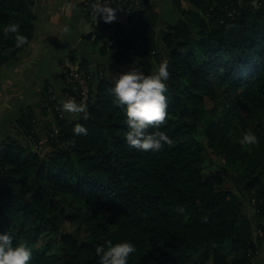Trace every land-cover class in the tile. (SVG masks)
Here are the masks:
<instances>
[{"label":"trees","instance_id":"1","mask_svg":"<svg viewBox=\"0 0 264 264\" xmlns=\"http://www.w3.org/2000/svg\"><path fill=\"white\" fill-rule=\"evenodd\" d=\"M33 2L0 0V67L16 60L33 40ZM143 2L146 6L132 14L131 22L148 50L137 54L128 44L110 50L119 62L145 59L146 74L154 73L150 59L157 56L159 66L167 61L168 116L147 131H163L173 143L158 151L129 146L123 108L113 103L108 91L112 79L104 72L91 74L81 61L76 65L92 77L86 103L89 118L60 117L55 102L48 99L58 128L54 136L52 130L47 132L49 152L37 150L39 139L31 115L18 120L30 145L14 137L0 142V232L12 235L14 243L26 241L31 248L42 234L60 238L64 247L46 258L45 264H100L96 249L107 247L109 240L135 245L128 264H252L248 251L263 237L253 240L241 199L223 185L220 172H204L203 164L208 151L224 156L226 165L236 157L245 163L244 174L258 169L263 180L264 128L253 129L258 143L252 153L241 152L209 119L203 96L211 95L213 85L229 86L235 81L233 88L244 86L239 102L250 118H264V0H194L206 5L207 14L195 18V32L178 20L159 34L153 30L156 16L148 11V0ZM11 23L19 24L20 34L27 38L24 46L16 47L15 34L3 33ZM104 31L98 21L94 33L103 39ZM158 41L165 51L162 56L155 52ZM70 60L76 63L74 56ZM76 123L87 127V135L73 133ZM198 130L206 138L203 143L194 140ZM242 189V197L254 201L257 217L264 221V182L248 180ZM77 203L85 206L77 214L80 219L92 216L91 207L104 210L114 228L107 231L96 225L86 238L62 232L65 205ZM178 206L185 211L176 212ZM10 225L22 234L7 232ZM224 250L235 252L232 260L221 253ZM42 255L36 250L28 264Z\"/></svg>","mask_w":264,"mask_h":264},{"label":"crops","instance_id":"2","mask_svg":"<svg viewBox=\"0 0 264 264\" xmlns=\"http://www.w3.org/2000/svg\"><path fill=\"white\" fill-rule=\"evenodd\" d=\"M33 1L31 9L36 16L34 38L16 60L0 67V142L14 137L20 143L30 145L18 120L31 115L38 145L46 151L49 149L47 132L56 126L48 99L60 106L61 99L69 98L66 89L72 92L74 89L63 82V61L74 56L76 63L73 64L84 61L91 74L104 72L108 79H112L121 73L123 67H136L134 63L140 59L131 57L133 62L127 64L116 59L115 52L94 33L98 20L82 10L84 0ZM156 1L159 0H151V3ZM65 25L70 32L62 31ZM157 49L163 51L161 41H158ZM63 115L73 118L72 114Z\"/></svg>","mask_w":264,"mask_h":264},{"label":"rangeland","instance_id":"3","mask_svg":"<svg viewBox=\"0 0 264 264\" xmlns=\"http://www.w3.org/2000/svg\"><path fill=\"white\" fill-rule=\"evenodd\" d=\"M251 1L255 3L256 0ZM148 2H150V6H147L148 11L151 10L150 12L156 16V20L153 19L155 20V22L153 23V30L157 31L158 34L162 30L164 31L167 28V25H173L178 20H184L187 23L188 27L192 29L193 32H195V18H205L207 16V14L205 13L206 5L204 4L202 6H199V4L194 3V0H159L154 2L153 4L151 3V0H148ZM204 15L206 16L204 17ZM162 49L163 51L156 49L155 52H159L162 56V52L163 55L165 52L163 47ZM155 52H153L152 54H155ZM156 57L152 58V60H149L152 61L150 66L152 68V71L154 72L159 68V64L157 62L158 60ZM144 60L145 59L137 60V63H134L137 65V67H123L121 73L131 69H139L141 71H144V67H142ZM132 62L124 61L122 63L127 64ZM236 84L237 82L234 81L229 86L213 85L211 95L206 93L205 96H203V105L204 109L208 111L209 119L219 124V127H221L220 129L222 135L224 136V138L229 137V142L232 143V146H238L241 152L247 151L248 153H252L251 150L254 149L253 147L255 144L244 145L240 142V139L244 135V133L248 132L249 130L254 133H256V131H254L253 129L262 130L264 128V118L262 116L257 119L250 118L248 110L244 108L242 102H239L240 94L242 93L244 86L233 88V86H237ZM235 101H238L239 103H236ZM234 111L237 112V115L234 114ZM50 130H52L53 134L55 135L58 131L57 124L53 129ZM205 139L206 138L203 136L202 130L196 131L194 140H197L198 143H203L206 141ZM37 148L40 153L49 152L51 149L49 146V149L44 151L40 149L39 145L37 146ZM208 152V157L203 164V171L220 172L222 174L220 176L223 185H228V188L233 191L239 199H241L244 211L252 225L253 240H256L259 237H263L262 241L258 243L257 241H255L257 244V249L255 248L248 251V256L251 257L252 264H264V221L258 219L257 207L254 201L250 200L247 197H242V195H244V191L242 188L245 181L254 179L259 181L260 178V181L264 182V179L261 180L258 169L251 172L247 171V173L244 174L242 171L245 168V163L242 162L239 158H230V163L226 165L224 156H222V160L221 158L215 156L214 152ZM246 164L248 165L247 162ZM223 172H226V174H223ZM235 178L238 179V182H236ZM84 209L85 206L82 203H77L69 206L65 205V218L62 223V232H67L71 235H79L82 238H86L89 231H91L93 227H97L96 225H99L100 229H103L105 227L107 231H110L114 228L113 224H109L111 220L109 213L104 210H95L91 207L89 209V212L92 214V216H90L86 220L80 219L81 216H77V214L80 215L82 210ZM67 216H70L71 218H67ZM18 230L19 229L17 227L10 225L7 229V232L14 231V233L21 235L22 233H19ZM63 247L64 243L60 238L42 234V236L39 238V241L32 245V252L33 254H35V251L37 250L38 253H43V255L40 260H35V262L31 264H45L44 260L46 258L58 254V252ZM221 253L229 260H232L235 256V252L231 250H224Z\"/></svg>","mask_w":264,"mask_h":264},{"label":"clouds","instance_id":"4","mask_svg":"<svg viewBox=\"0 0 264 264\" xmlns=\"http://www.w3.org/2000/svg\"><path fill=\"white\" fill-rule=\"evenodd\" d=\"M93 18L99 17L105 23L116 20L117 8L107 4L95 6ZM64 33L70 32L65 25ZM3 33L7 36L15 34L16 47L24 46L27 38L20 34V26L11 23L3 27ZM170 72L168 63L164 61L157 71L146 74L139 69H131L112 77V84L108 91L117 107H122L125 115L127 132L126 143L141 151H158L164 144H172V139L163 131H147L152 125L159 126L166 121L168 116V90L167 80ZM60 108L64 113L72 114L73 118L87 120L89 118L88 105L78 102L74 97L61 99ZM82 114V115H81ZM75 135H87L88 129L85 125L76 123L72 129ZM240 142L244 145L258 143L254 132L248 131L241 137ZM184 207L178 206L176 212L183 213ZM107 247L98 246L96 251L100 257V264H128L131 253L136 251L133 243L122 241L113 243L106 241ZM32 248L26 241L14 243V237L6 232H0V264H28L32 258Z\"/></svg>","mask_w":264,"mask_h":264},{"label":"built area","instance_id":"5","mask_svg":"<svg viewBox=\"0 0 264 264\" xmlns=\"http://www.w3.org/2000/svg\"><path fill=\"white\" fill-rule=\"evenodd\" d=\"M98 4H107L111 7L117 8L116 20L105 23L99 17L95 18L102 21L105 27L103 44L109 49H115L121 44H128L130 48L137 54H143L148 50L145 43L137 38L138 31L131 22V16L134 12L143 9L146 4L143 0H84L82 3V10L89 16L93 17L95 14V6ZM151 54L154 51H150ZM63 69V82L67 87L76 90V96L71 94L69 98H75L78 102L87 103L89 95L93 89L91 74L80 69L73 64L69 59L63 61L61 64ZM101 74V73H100ZM54 109L60 117H62L61 108L54 104ZM50 136H54L53 132Z\"/></svg>","mask_w":264,"mask_h":264},{"label":"water","instance_id":"6","mask_svg":"<svg viewBox=\"0 0 264 264\" xmlns=\"http://www.w3.org/2000/svg\"><path fill=\"white\" fill-rule=\"evenodd\" d=\"M73 92H75V93H76V90H75V89H73Z\"/></svg>","mask_w":264,"mask_h":264}]
</instances>
